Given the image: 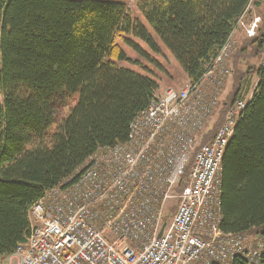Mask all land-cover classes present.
<instances>
[{
	"label": "trees",
	"instance_id": "16d2710c",
	"mask_svg": "<svg viewBox=\"0 0 264 264\" xmlns=\"http://www.w3.org/2000/svg\"><path fill=\"white\" fill-rule=\"evenodd\" d=\"M120 1L0 0V263L26 242L29 207L98 149L126 142L132 120L156 98L153 79L120 65L129 59L118 39L129 43L132 36L157 48ZM263 1L135 0V6L195 82L247 8ZM263 49L264 16L237 54ZM248 69L257 81L221 162L219 227L264 241V66ZM248 91L238 80L200 145L212 138L226 106Z\"/></svg>",
	"mask_w": 264,
	"mask_h": 264
},
{
	"label": "built area",
	"instance_id": "2783aa9c",
	"mask_svg": "<svg viewBox=\"0 0 264 264\" xmlns=\"http://www.w3.org/2000/svg\"><path fill=\"white\" fill-rule=\"evenodd\" d=\"M249 8L201 77L165 88L137 113L126 142L98 149L29 207L26 242L0 264H262L261 238L219 227L221 162L253 90L226 106L200 145L219 114L232 36ZM259 23L248 26V39Z\"/></svg>",
	"mask_w": 264,
	"mask_h": 264
},
{
	"label": "rangeland",
	"instance_id": "374dc122",
	"mask_svg": "<svg viewBox=\"0 0 264 264\" xmlns=\"http://www.w3.org/2000/svg\"><path fill=\"white\" fill-rule=\"evenodd\" d=\"M111 1L121 2L120 0H111ZM123 2L128 7L132 18L137 19L146 28V30L154 40L157 48L153 49L146 42L141 41L132 36L126 37V39L130 41L129 42L130 44L122 39H118L117 44L124 51V53L129 59V61L121 62L120 65L139 75L153 79L158 86L157 91L155 93L156 97L160 96L162 92L165 90V88L169 86L175 88L182 86L187 81L182 69L180 68L179 64L174 60V58L170 55V53L165 49V47L158 39V37L153 33V31L151 30L150 26L143 18L141 13L136 9L135 0H123ZM263 16H264V1L262 2L261 6L258 8L254 6H250L243 21L241 22V24L238 25L235 33L232 36V40L236 43L234 50L235 52L231 59L232 74L230 73V75L226 77L225 80L226 82L224 84V88L220 97L221 105L219 107V112L221 110V106L223 105L229 94H231V92L233 91V88L235 84L238 82V80L240 81L244 80L245 82L247 81L249 87V91H248L249 93L246 96L247 98L254 89L257 78L253 72L249 73L250 70L248 68H257L260 65H262V62L264 61V49L255 56L241 55V54L238 55L237 51L240 48L242 41H244L247 38L246 29L248 28V26L252 23V21L256 17L260 19V23H259L260 26ZM73 104L74 103L71 102V105ZM216 112L213 116L214 120L218 118ZM189 172H190V166L187 167L186 173L183 177L184 183L187 181V176ZM181 190H183V188H181L179 191ZM169 204L175 205V202H170ZM173 212H174L173 209L170 212L169 211L166 212L165 219L168 220L172 216Z\"/></svg>",
	"mask_w": 264,
	"mask_h": 264
},
{
	"label": "water",
	"instance_id": "95a60500",
	"mask_svg": "<svg viewBox=\"0 0 264 264\" xmlns=\"http://www.w3.org/2000/svg\"><path fill=\"white\" fill-rule=\"evenodd\" d=\"M1 96H0V113H1ZM165 227V223L163 224V226H162V229H161V231L159 232V234H158V237H160L161 236V233H162V230H163V228Z\"/></svg>",
	"mask_w": 264,
	"mask_h": 264
},
{
	"label": "bare ground",
	"instance_id": "6f19581e",
	"mask_svg": "<svg viewBox=\"0 0 264 264\" xmlns=\"http://www.w3.org/2000/svg\"><path fill=\"white\" fill-rule=\"evenodd\" d=\"M78 170H79V169H77V170L74 172V174H73V175H71V176H69V177H67V178H70V177H73V176H75V175L77 174ZM67 178H66V179H67ZM64 180H65V179H64Z\"/></svg>",
	"mask_w": 264,
	"mask_h": 264
},
{
	"label": "crops",
	"instance_id": "0c3cea01",
	"mask_svg": "<svg viewBox=\"0 0 264 264\" xmlns=\"http://www.w3.org/2000/svg\"><path fill=\"white\" fill-rule=\"evenodd\" d=\"M238 33V32H237ZM237 39V38H236ZM238 40H239V38H238ZM241 40V39H240Z\"/></svg>",
	"mask_w": 264,
	"mask_h": 264
}]
</instances>
